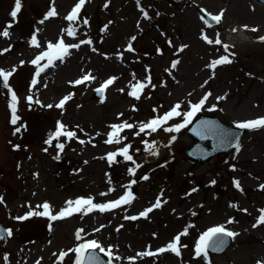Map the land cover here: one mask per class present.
Listing matches in <instances>:
<instances>
[{
	"label": "rangeland",
	"instance_id": "1",
	"mask_svg": "<svg viewBox=\"0 0 264 264\" xmlns=\"http://www.w3.org/2000/svg\"><path fill=\"white\" fill-rule=\"evenodd\" d=\"M77 2L22 0L21 12L13 19L10 13L15 0H0V32L12 24L10 36H0V69H16L9 85L18 97L19 117L16 124L11 123V92L0 80V196L4 199L0 220L12 230L0 244V261L75 264L76 253L69 250L88 240L98 241L105 250L111 246L114 257H120L112 264L264 261V224L253 227L264 209V189L260 187L264 185V128L249 129L238 150L201 164L191 163L186 156L191 140L184 127L179 132L163 130L182 124L183 113L207 93L211 95L198 114L217 116L233 126L264 117V41L260 40L264 37V6L254 0H183L179 6L149 0H86L78 21L70 24L65 17ZM52 7L58 14L45 20ZM202 9L211 15L223 11V18L208 26ZM69 27L76 29L75 36L67 35ZM237 28L246 39L229 45L227 33ZM253 28L257 31L250 30ZM217 33L219 45L215 43ZM33 36L40 47L32 44ZM60 39L80 47L70 48V55L35 77L37 66L31 61L47 50L49 42ZM85 40L92 43H81ZM129 44L133 51L127 50ZM224 45L229 46L227 52ZM226 55L232 63L208 67ZM174 61L179 63L172 68ZM45 63L41 61V65ZM88 73L95 79L78 87L70 83ZM111 77L116 79L106 89L105 98L94 99V90ZM33 78L38 81L35 86ZM137 82L147 85L140 91V99L129 95ZM70 94L72 98L63 108L55 107ZM29 95L40 103L30 104ZM177 103L182 115L157 132L136 135L141 122L162 116ZM124 121L137 127L125 129L120 144L105 143L109 125ZM58 122L76 137L60 136L49 145L45 141L56 132ZM145 141H155L163 149L157 159L151 157ZM58 143L65 145L63 151L56 147ZM125 145H130L135 163L117 156L110 164L107 154ZM57 155L59 159H54ZM130 169H135L134 175ZM129 190L135 196L132 203L110 211L74 214L56 221L45 216L16 219L33 209L42 211L36 206L44 202L52 205L55 214L68 200L92 197L94 203H109ZM157 198L162 206L147 218L140 217ZM129 216L138 219H126ZM220 225L239 233L230 248L223 255L197 257L200 236ZM79 229L84 230L80 240L76 238ZM185 229L180 256L170 251L138 255L165 247ZM62 251L68 254L59 261Z\"/></svg>",
	"mask_w": 264,
	"mask_h": 264
},
{
	"label": "snow or ice",
	"instance_id": "2",
	"mask_svg": "<svg viewBox=\"0 0 264 264\" xmlns=\"http://www.w3.org/2000/svg\"><path fill=\"white\" fill-rule=\"evenodd\" d=\"M137 2H139V0H137ZM85 3H86V0H78V2L72 8L71 12L65 17V19L67 21H69L70 24H71V22L78 21V19L80 17L81 10L84 7ZM105 6L107 7V5H105ZM21 8H22V0H15L14 9L10 13V15L13 19H15L17 17L18 13L21 12ZM201 11H205V10L202 9ZM57 14L58 13H57L56 8L52 7L47 12L44 19L47 20L51 17L56 16ZM206 14L209 15L210 19L212 21L216 22L217 24L220 23V21L223 18V11L217 15H211L208 13H206ZM144 15L147 18L146 12L144 13ZM201 19H204V18L201 17ZM40 22L43 23L44 21L42 20ZM83 22H84V24L88 23L87 19H85ZM205 23H207V21H205ZM11 27H12V24H8L6 26V28L2 32H0V36L9 37L10 32L8 31V29ZM245 28H247V26H245ZM250 30L251 31H257V29H255V28L250 29ZM65 31L67 32V35H69V36H75V34H76V29L73 27H69ZM233 31H236V29H233ZM203 38L209 44L213 43V41L208 40V38L206 36H204ZM132 39L134 40L135 37H132ZM260 40L264 41V37H260ZM81 43L91 44L92 42H91V40H85V41H81ZM215 43L217 45L221 44V40L219 39L218 33H217V38L215 40ZM32 44L36 47H40L35 36H33ZM79 47H80V44L66 45L63 39H60L55 44L49 42L47 44V50L43 51L42 53L37 55L31 61V63L33 65L37 66V71L35 73V77H39L40 74L45 71V69L54 66V61H56V60L62 61L66 56L70 55V51H69L70 48H79ZM183 47H187V45H184ZM183 47L181 48V51L183 50ZM228 47H229L228 45H224V49L226 52L228 51ZM7 50L8 49H5L4 51H7ZM93 50H95V49H93ZM127 50L133 51L131 44H129ZM230 55H231V53H230ZM44 60H46L47 63L41 65V61H44ZM177 63H179V61H174L172 63V68H175ZM230 63H232V61L226 55V56H222L219 59L212 61L208 65V67L215 69L219 65L230 64ZM15 71H16L15 68H12L11 70L0 69V80H2V86L4 88L8 89L9 92H11L10 108H11V112H12V120H11L12 124H16L17 121L19 120V117L16 115L18 97H17V94L14 91H12V89L10 88V85H9L10 77L13 76ZM94 79H95V77L92 76L91 73H88V74L83 75L80 79H77V80L72 81L70 83L73 84L74 86H76V85L84 84V83L88 82L89 80H94ZM115 79H116V77L109 78L107 81H105V83L100 88L96 89V91L98 93L102 94L105 89H107L110 85H112L114 83ZM150 82L151 81L149 78V83ZM31 83L33 86H35L38 83V81L36 78H33ZM145 87H147L146 84L137 82L133 86L132 91L129 92V95L135 97L136 99H140L139 93ZM210 95H211V93H207L203 98H201L199 100L198 103L191 105L190 111L183 113L184 120H183L182 124H177V125L172 126V127L163 128V126L165 124H167L168 121L172 120L176 116L182 115L181 112L178 111V109L180 108V104L177 103L175 106H173V108L171 110H169L168 112H166L162 116H157L148 122H141L138 125L139 130H138V132H136V135H140V133H144L146 131L148 132V134H151V133L157 132L161 128H163V130L167 131V132H179L181 128L186 127L188 124L191 123L192 118L195 116V114L197 112H199L203 108V106L205 105V102L207 101V99ZM71 98H72L71 94L68 96H65L64 98H62L60 100V102L57 105H55V107L63 108L65 103L68 100H70ZM26 99L30 104L33 102L37 103V104L40 103L39 100L33 101L32 95H29ZM217 99L222 100V99H224V97H217ZM47 107L51 108V107H53V105H47ZM109 127H110L111 131L108 133V139L105 141V143L120 144L121 140H122L121 133L125 129H132V128L137 127V126L133 125L132 123H129L127 121H124L123 123H120V124L109 125ZM201 127L203 130L207 131L208 133L218 136L220 138V142L222 144L229 142V140L231 139L229 133L225 132L224 130L217 129L215 127V125H213L211 123L206 122ZM236 127L241 128V129L264 128V117H260V118L254 119V120H249V121L238 123L236 125ZM66 128H67L66 125L58 122L56 132L54 134H52L49 137V139L45 142L47 144L51 145L52 141L58 140L60 136H64L69 140L75 138L76 133L74 131L66 130ZM16 131L19 132L20 128H17ZM97 135H99V134H97ZM172 139L175 140V137L173 136ZM80 143L83 144L84 141L81 140ZM144 143L146 144V149L148 151H150L152 155L158 154V149L154 150V149H156V142L155 141H153L151 144H149L147 141H145ZM56 147L60 151H63L65 145L63 143H58L56 145ZM129 149H130V145H125L124 147L120 148L116 152L108 153L107 159H108L109 163L111 164V163L116 162L117 156H121L124 158V160L132 161L133 163H135V161H133L132 155L129 154ZM45 151H47V149H45ZM54 159H59V155L54 157ZM137 167H139V165H137ZM129 171L133 175L135 174V169H130ZM143 179L147 180L148 177L144 176ZM131 183L135 184L136 181L133 180ZM212 183L214 184L215 181H212ZM234 183H235V186L237 188L240 187L239 181H235ZM128 187L130 189V185ZM260 187L262 189H264V185H261ZM195 190L196 189H193V191H195ZM101 195H106V194L101 193ZM134 199H135V196L131 190L127 191L119 199H117L115 201H111L109 203H94L92 197H88V198L80 197V198H77L75 200L66 201L65 206L63 208H61L55 214H53L54 210H53L52 205L48 202H44L43 204L36 206L37 209H42V211H37V210L33 209V210H30L24 216L16 217V219L27 220L32 216H46L49 218L50 221H56V220H61V219L71 217L74 214L88 215L89 213H91L93 211H97V210L100 212L110 211L112 209L119 208L122 205L131 204ZM166 202L167 201H164V203H166ZM2 203H4V199L2 196H0V204H2ZM161 206H162L161 199L157 198L156 202L151 207H148L147 209L142 211L139 214V216L147 218L149 213H151L154 209L160 208ZM243 211L246 212L247 210L244 209ZM260 213L261 214L257 218V222L255 224H253L254 228L260 226L261 224H264V209H261ZM126 219L136 220V219H138V217L137 216H129V217H126ZM233 222L234 221L231 219L228 221L229 224H231ZM49 227L51 228V225ZM101 227H103V226H101ZM99 230L100 229H96V231H99ZM83 231H84L83 229L77 230L76 238L78 240L82 239L81 233ZM117 231H119V229H117ZM5 234L10 237L12 235V230L11 229H8V230L0 229V239H4ZM186 234H187V229H185L184 232L176 235L174 237L173 241L169 242L165 247H161L157 251H144V252L138 253V255L141 257H148V256H156L158 254H162V253L170 251V252H173L175 255L180 256L179 245H180V241H181V236L186 235ZM238 235H239V233H237V232L226 230L225 226H223V225L212 227L200 236L199 242L196 244V247H195V255L197 257H200L201 255H204L206 257L207 256V249L210 246L213 247L214 249H222L224 247V245L226 244V240L224 239V237H233L234 238ZM209 242H211V245ZM96 249H99L100 252H102L106 256H108L109 259L107 261V264H112L113 259H120V257H118V256L114 257L111 246L107 250H105V248L102 247L101 244L96 240H88L84 243L79 244L75 249H71L69 251H74L76 253L75 264H104V262L100 260V257L95 254ZM89 250H92V251L89 252ZM85 253H89V254L87 256H85ZM67 254H68L67 252L62 251L59 254V258H58L59 261H62L64 256H66ZM3 259L5 261H7L8 256L5 255L3 257ZM37 264H39V261H37ZM257 264H264V261H257Z\"/></svg>",
	"mask_w": 264,
	"mask_h": 264
},
{
	"label": "water",
	"instance_id": "3",
	"mask_svg": "<svg viewBox=\"0 0 264 264\" xmlns=\"http://www.w3.org/2000/svg\"><path fill=\"white\" fill-rule=\"evenodd\" d=\"M152 1H161V0H152ZM172 1L175 4L180 3L183 0H168ZM264 1V0H263ZM199 120V119H198ZM195 121L188 129V135L193 139L192 145L187 151L188 157L194 162H205L212 158L214 155L219 154L223 151H229L233 148L238 147L242 136L245 133L244 129H235L224 125L220 120L214 117L203 116L199 121ZM211 122L217 127V129L224 130L229 133L231 139L227 143H221L220 139L216 142L212 137H207L204 134L198 131L199 122ZM209 142V147H204L205 142ZM1 229V227H0ZM228 242V241H227Z\"/></svg>",
	"mask_w": 264,
	"mask_h": 264
},
{
	"label": "bare ground",
	"instance_id": "4",
	"mask_svg": "<svg viewBox=\"0 0 264 264\" xmlns=\"http://www.w3.org/2000/svg\"><path fill=\"white\" fill-rule=\"evenodd\" d=\"M228 35L230 36V38L232 40H245L246 39L243 31L240 28H237L236 31H233V32L231 31V33L228 34ZM157 149H158V154L157 155H154L155 158H157L162 153L161 152V149L159 147H157Z\"/></svg>",
	"mask_w": 264,
	"mask_h": 264
}]
</instances>
